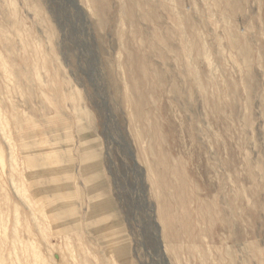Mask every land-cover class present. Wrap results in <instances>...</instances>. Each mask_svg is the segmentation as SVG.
Returning <instances> with one entry per match:
<instances>
[{"label": "rangeland", "instance_id": "374dc122", "mask_svg": "<svg viewBox=\"0 0 264 264\" xmlns=\"http://www.w3.org/2000/svg\"><path fill=\"white\" fill-rule=\"evenodd\" d=\"M0 264H264V0H0Z\"/></svg>", "mask_w": 264, "mask_h": 264}, {"label": "bare ground", "instance_id": "6f19581e", "mask_svg": "<svg viewBox=\"0 0 264 264\" xmlns=\"http://www.w3.org/2000/svg\"><path fill=\"white\" fill-rule=\"evenodd\" d=\"M159 251V250H158ZM162 252V251H161Z\"/></svg>", "mask_w": 264, "mask_h": 264}]
</instances>
